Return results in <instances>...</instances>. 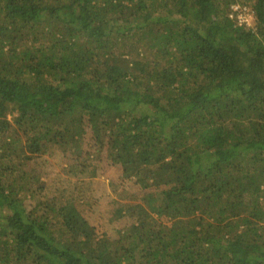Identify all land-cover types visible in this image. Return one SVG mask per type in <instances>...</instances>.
<instances>
[{"label":"trees","instance_id":"16d2710c","mask_svg":"<svg viewBox=\"0 0 264 264\" xmlns=\"http://www.w3.org/2000/svg\"><path fill=\"white\" fill-rule=\"evenodd\" d=\"M0 264H264V0H0Z\"/></svg>","mask_w":264,"mask_h":264},{"label":"rangeland","instance_id":"374dc122","mask_svg":"<svg viewBox=\"0 0 264 264\" xmlns=\"http://www.w3.org/2000/svg\"><path fill=\"white\" fill-rule=\"evenodd\" d=\"M249 5H251V2L249 3ZM253 24H254V21H252V25ZM11 117L12 116H10V118ZM43 163L40 162L36 166L37 169L41 172L42 176H44L43 174L45 172H48V171H49V173H52L53 172V168H51V165H49L47 163V164H45V166H43ZM99 172L101 173L100 170H99ZM108 181H109V179L107 178V176H105V175L102 176L101 175L98 178H96V180L93 181L94 183H91V186H90L91 190H93L92 191L93 198L95 199V196H96L98 198V199H96L97 201H99V200L103 201L102 202V207L99 210H101V212H103V214H106L107 216L110 215L111 208L110 207L108 208V205L106 203L108 202V200H112L116 196V194H114L112 192V189L110 188V185H109ZM103 207H105V212L103 211ZM85 214H86V212H85ZM91 221L96 226V228H98L100 230V233H99L100 235H103L104 232H106L105 230H106V227H108V225L104 224V222H102V220H100V219L97 220L96 218H94V219L91 218ZM130 224L131 223H130V221L128 219L117 221L116 223L114 222L113 226H114L115 229L113 231L116 230V233L114 235H117V238H118L120 232H122L123 230L127 229V227H129Z\"/></svg>","mask_w":264,"mask_h":264},{"label":"built area","instance_id":"2783aa9c","mask_svg":"<svg viewBox=\"0 0 264 264\" xmlns=\"http://www.w3.org/2000/svg\"><path fill=\"white\" fill-rule=\"evenodd\" d=\"M236 13L233 17L237 20L240 26L245 25L250 27L254 18L253 10L243 6H235L233 8Z\"/></svg>","mask_w":264,"mask_h":264}]
</instances>
